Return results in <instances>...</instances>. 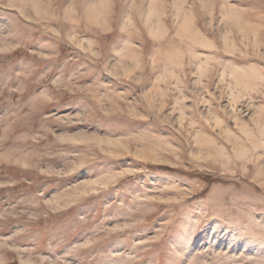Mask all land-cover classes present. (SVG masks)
Listing matches in <instances>:
<instances>
[{"label":"rangeland","instance_id":"obj_1","mask_svg":"<svg viewBox=\"0 0 264 264\" xmlns=\"http://www.w3.org/2000/svg\"><path fill=\"white\" fill-rule=\"evenodd\" d=\"M0 264H264V0H0Z\"/></svg>","mask_w":264,"mask_h":264}]
</instances>
